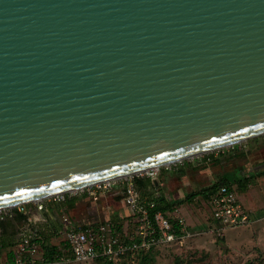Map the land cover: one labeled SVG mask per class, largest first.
Returning a JSON list of instances; mask_svg holds the SVG:
<instances>
[{
  "label": "water",
  "instance_id": "obj_1",
  "mask_svg": "<svg viewBox=\"0 0 264 264\" xmlns=\"http://www.w3.org/2000/svg\"><path fill=\"white\" fill-rule=\"evenodd\" d=\"M264 135V0H0V211Z\"/></svg>",
  "mask_w": 264,
  "mask_h": 264
},
{
  "label": "rangeland",
  "instance_id": "obj_2",
  "mask_svg": "<svg viewBox=\"0 0 264 264\" xmlns=\"http://www.w3.org/2000/svg\"><path fill=\"white\" fill-rule=\"evenodd\" d=\"M209 155L219 162L215 164L211 161L204 162V158ZM180 169L183 173L179 175L178 170ZM152 171L157 174L161 173L160 181L164 183L166 196L170 200L173 197L177 198L179 191H183L179 199H183L182 210L186 208L181 214L187 224L189 236L179 243L151 249L147 259L132 262L130 260L125 263L120 262V264H264V203L250 210V224L237 229H229L219 226L210 214L207 215L202 210L198 203L202 200L200 197L192 201L186 200L187 195L209 189L213 185L225 184L237 188V184L233 182L234 177L232 178L233 173L237 172L240 177L253 175L250 188L255 186V183H260L258 179H264V135L136 176L146 177L144 175ZM154 177L151 180L157 179V176ZM88 190L83 189L70 193V195L85 194ZM237 192L240 195L241 192L239 190ZM261 192H263L262 201H264V186H261ZM110 193H103L98 198L99 203L111 204ZM88 206H90L89 203L83 202L80 210L84 213ZM102 217L101 212L100 218ZM254 218H260V221L252 229L248 228L252 225ZM124 221L128 223L127 218L121 223ZM128 229L126 226V230ZM62 238L60 235V239ZM59 242L61 241L57 239L54 245H58Z\"/></svg>",
  "mask_w": 264,
  "mask_h": 264
},
{
  "label": "built area",
  "instance_id": "obj_3",
  "mask_svg": "<svg viewBox=\"0 0 264 264\" xmlns=\"http://www.w3.org/2000/svg\"><path fill=\"white\" fill-rule=\"evenodd\" d=\"M146 174L143 178L158 176L153 171ZM134 178L135 176H131L86 188L89 189L87 196L94 202L106 192L120 195L132 218V226H127L128 230H117L109 220L75 229L65 218L63 221L67 228L62 233L64 243L58 250L60 256L48 262L43 257L40 236L36 231L27 228L13 250L11 264H93L99 260L120 264L124 260L133 261L135 256L151 249L179 243L187 238V224L177 209L166 213L156 210L154 200L139 195ZM68 195L70 193L32 203L41 211L42 201L61 202ZM26 205L28 204L1 210L0 221L11 218L14 211L25 215ZM205 207L209 209L213 220L226 228L243 227L250 222V213L239 203L235 191L227 186L221 185L209 194ZM172 220L175 225L171 223Z\"/></svg>",
  "mask_w": 264,
  "mask_h": 264
},
{
  "label": "crops",
  "instance_id": "obj_4",
  "mask_svg": "<svg viewBox=\"0 0 264 264\" xmlns=\"http://www.w3.org/2000/svg\"><path fill=\"white\" fill-rule=\"evenodd\" d=\"M179 173L180 172L178 171V174ZM259 174L260 172L258 173V175ZM252 176L253 175L248 174L245 177L243 176L240 177L239 172H237L236 174L233 173V176H232V178L234 177L233 182L237 184L238 186L237 188L241 192L240 195H238L237 188H235L234 186H228L232 190L236 191L235 193L237 195V198L239 199V203L243 205V207L249 213H250V210H253V208H255L254 206L264 203V201H262L263 192H261V186H264V179L263 178L258 179L260 183L259 182L255 183V186L253 185L252 188H250L251 187L250 182L252 180L251 179ZM160 177H161V173H158L156 180L149 179L151 184L149 183L150 186L145 191L143 190L141 191L138 188H136L139 195L141 197H144L145 199H150L154 201L155 199L158 200L159 198L162 197L166 203L170 205L172 204L174 205L173 207L175 208H173V210L177 209L179 215L183 216L181 212L182 211L185 212L186 208L182 210V205H183L182 200L183 199L182 200L179 199L183 191L182 192L179 191V195L177 198L173 197V199L170 200L166 196L165 189H164V183L160 181L161 180ZM146 179L148 178L135 177L134 181L136 180L144 181ZM241 186H244V187L241 188L240 190ZM165 188H167L166 185H165ZM215 190H213L212 192H214ZM209 194L207 196L199 195L191 199L192 201L200 197L202 200L198 201L199 206L202 207V210L205 211L207 215L208 214L211 215L209 209L205 207V200L207 199ZM243 195L245 197H242ZM109 199H111V204L107 203V205L105 204L102 205L99 203L100 200H98L97 202H94L87 196L86 193L85 194L76 193L73 195H68L65 198V200L61 202L42 201L41 203L43 204V209L41 211L37 210L36 205L34 203H31L25 206V209H26L25 215H22L14 211V215L11 218H8L2 221L3 227L0 229V264H11L13 250L15 249L16 244L19 242L22 234L25 233V230L27 228L32 229L38 233V235L40 236L43 242V245L53 246L57 248V251H58L59 249L63 247V243H64L63 238L60 239V235L62 236V233L67 228V224H65L63 221L65 218L69 220L70 225L73 226L75 229L83 228L88 225H95L98 222L107 221V220H109L119 231H123L126 228V226H129V225L132 226L131 224L132 218L130 216V213L127 207H125L122 201V197L118 194L116 195L115 193L111 192L109 195ZM83 202H87L90 205L86 207V210L84 213L80 210L81 209L80 206ZM177 206L179 207V209ZM101 212L103 214L102 218H100ZM161 212L165 213L163 211ZM167 212H171V211H167ZM18 214L19 216L21 215L23 219L18 220L16 218ZM126 218H127L128 223H126V221L121 223V221ZM211 218H212V215H211ZM259 221H260V218H256V219L254 218L253 220L254 224L252 223V225L249 226L248 228L252 229L255 226V224ZM250 222H251V219H250ZM221 227L226 228L224 226H221ZM237 228H241V227H237ZM237 228H229V229H237ZM55 239L56 240L59 239L61 242H59L58 245H54L56 243ZM162 246H169V245H162ZM126 261H130V260H124L122 263H125Z\"/></svg>",
  "mask_w": 264,
  "mask_h": 264
},
{
  "label": "trees",
  "instance_id": "obj_5",
  "mask_svg": "<svg viewBox=\"0 0 264 264\" xmlns=\"http://www.w3.org/2000/svg\"><path fill=\"white\" fill-rule=\"evenodd\" d=\"M233 149H235L234 147H233ZM208 162V161H211V162H213V164H215V163H218L219 162V160H217V159H214V158H212L211 157V155H209L208 157H205L204 158V162ZM179 172H180V174H182L183 173V171H182V169H180V170H178ZM149 183H150V181H149V179H146V180H142V181H135V185H136V188H138L139 190H143V191H145L150 185H149ZM151 184V183H150ZM222 185H224V186H226L225 184H222ZM219 186H221V185H213V186H211L209 189H205V190H202V191H199L198 193H194V194H190V195H187V197H186V200L187 201H190L192 198H194V197H196V196H199V195H201V196H207L209 193H211L213 190H215L217 187H219ZM228 187V186H227ZM244 186H241L240 187V190H241V188H243ZM229 188V187H228ZM155 203H156V210H160V211H163V212H167V211H171L172 212V210H173V208H175V207H173L174 205L172 204V205H170V204H168V203H166L165 202V200L161 197V198H159L158 200H156L155 199V201H154ZM175 205H177V204H175ZM18 220H21V219H23V217L20 215L19 216V214H18V216L16 217ZM171 223L173 224V225H175V222L172 220L171 221ZM3 227V223H2V221H0V229ZM42 248H43V257H44V259H46L48 262H52V261H54V260H56L57 259V257H59L60 256V252L59 251H57V248H55V247H53V246H46V245H43L42 246ZM147 255H149V252H146V253H141V254H139V255H137V256H135L134 257V260H143V259H147V258H149V257H147ZM96 264H110V263H106V262H104V261H102V260H99V261H97L96 262Z\"/></svg>",
  "mask_w": 264,
  "mask_h": 264
}]
</instances>
